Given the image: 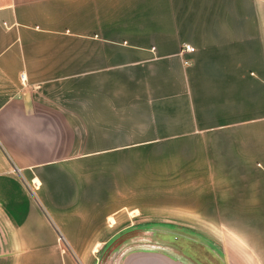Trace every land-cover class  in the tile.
<instances>
[{"label":"crops","instance_id":"obj_1","mask_svg":"<svg viewBox=\"0 0 264 264\" xmlns=\"http://www.w3.org/2000/svg\"><path fill=\"white\" fill-rule=\"evenodd\" d=\"M158 150L209 195L178 209L213 231L194 260L264 264V0H0V264L98 251L101 193ZM142 250L121 264H198Z\"/></svg>","mask_w":264,"mask_h":264},{"label":"rangeland","instance_id":"obj_2","mask_svg":"<svg viewBox=\"0 0 264 264\" xmlns=\"http://www.w3.org/2000/svg\"><path fill=\"white\" fill-rule=\"evenodd\" d=\"M160 151L155 152L149 163L119 164L122 169L123 189L130 187L139 194L110 197L101 193V205L105 200L117 197L123 207L111 215L115 218L109 220V216H101V239L105 242L101 243L98 251H93L96 244L79 243V247L75 244L79 254L82 249L89 250L90 257L84 260L85 263L75 252L77 249L74 244L61 240L63 249L71 252L79 264H121V258L126 253L142 249L186 255L198 264L209 262L205 259H194L202 257L211 250L210 248L215 247L210 240L212 228L194 226V212L178 210L180 206L194 207L201 197L208 198L209 195L194 194V187H200V180L185 177L187 164H163L156 161V153L161 155ZM130 166L132 174L129 173ZM108 181L101 180V185L107 184ZM147 190L152 191V194ZM145 191L146 194L142 193ZM204 213L208 216L209 211ZM196 253L199 254L195 255Z\"/></svg>","mask_w":264,"mask_h":264},{"label":"built area","instance_id":"obj_3","mask_svg":"<svg viewBox=\"0 0 264 264\" xmlns=\"http://www.w3.org/2000/svg\"><path fill=\"white\" fill-rule=\"evenodd\" d=\"M195 50H196V47L193 44H191V43H185L182 46L181 50H180V54L184 56L187 53H193V52H195ZM184 62H185V64H189L190 63V60L188 58H186V59H184ZM21 77H22L23 80H25V78H26V76H25L24 73L21 75Z\"/></svg>","mask_w":264,"mask_h":264}]
</instances>
